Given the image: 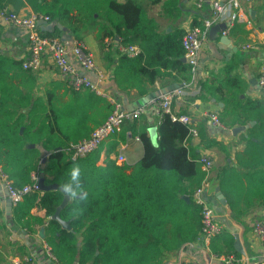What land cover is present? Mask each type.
Here are the masks:
<instances>
[{
	"label": "crops",
	"instance_id": "obj_1",
	"mask_svg": "<svg viewBox=\"0 0 264 264\" xmlns=\"http://www.w3.org/2000/svg\"><path fill=\"white\" fill-rule=\"evenodd\" d=\"M135 1L158 22L159 30L164 33L177 29H182L186 33L194 26H203L207 19H214L199 50L195 69L191 68L183 54L181 60L186 65V70L178 67L176 63L169 67H161L164 75L158 76L154 83H149L150 90L143 96L137 95V88L119 91L115 84L113 70L119 54L114 53V50L117 47L121 50L123 45L114 44L109 36L101 42L97 36L99 32L97 25H89L81 32L82 41L92 54L97 68L93 71H85L78 66L80 70L94 80L97 78V71L104 72L106 81L103 88L109 95V100L113 95L115 101L123 108L132 110L145 107L139 122L137 120L135 122V132L130 129L133 123L126 120L122 129L116 132L111 140L107 139L104 142L94 172L96 179L106 188V201L109 207L125 208L123 223L118 226L121 231L117 228V232L120 233L117 238L122 241V252L118 262L119 264L192 262L225 264L221 260V255L232 253L237 264H261L264 262V243L252 232L253 225L257 221H264V204L259 200L261 194L255 193L261 188L254 186V178L238 164L236 158V155L245 148L248 128L235 135L232 133V127L245 125L227 126L222 122V125H214L209 113H216L220 119L226 103L216 94L209 95V98H200V95L204 83L217 85L226 76L237 75L246 82L245 89L239 93L241 99H264V89L258 83L260 68L264 62V0H241L240 8L237 9L239 16L233 21L228 17L231 12L229 0H220L225 6V12L220 17H215L214 0H202L201 5H199L200 0ZM14 3L19 9L13 7V2H5L2 6L18 12L33 11L27 0H17ZM52 23L62 24L67 33L73 36L72 41L66 42L71 46L76 40L71 29L61 22ZM222 24L227 25L225 30H221ZM0 26V53L24 59L29 52L26 31L4 26L1 23ZM83 27L81 26V29ZM223 34L228 36L229 42L219 47L218 43ZM115 41L119 42L120 39L116 38ZM106 44L112 45L109 54L106 52L109 51ZM71 59L75 61L74 58ZM35 76L37 85L32 90L30 102L27 101L25 110L33 104L35 96H44L50 82L55 83L56 91L60 96L69 89L50 56L43 58L41 67L35 71ZM22 80L21 77L12 79L15 84H20L22 87L25 84L24 92H27L29 81ZM184 81L187 84L183 85ZM172 83H178L179 87L184 88L183 95L173 102V111L177 114L189 115L190 128L194 127L197 132L201 129L205 135L204 140H201L199 135L194 136L191 133L192 139L188 143L198 151L199 158L202 155L210 156L213 165L209 171L203 170L202 165L198 166L197 173L185 180L175 169H158L155 178L139 190L135 180L119 179L117 171L107 168L105 151L108 144L123 136L124 132L121 131L125 129L124 140L116 145V152L111 153V158H116L117 164L125 163L131 167L142 159L144 143L141 138L137 139V129L141 131L146 128L149 132L150 127H157L159 120L151 105L154 98L147 101L145 98L149 99L152 91ZM228 107L230 109L232 105ZM205 117H208L206 122ZM251 121H254V124L257 122L256 119ZM157 141L158 136L156 143ZM119 155H123L125 159L119 160ZM131 170L132 168L127 172ZM200 185L204 186L205 196L213 206L217 219L224 226L223 232L210 241H206L200 233V210L193 200L195 187ZM219 193L225 197L229 207L221 202ZM7 198V189L0 178V264H13L14 258L24 255L31 256L38 264H61L58 259L51 258L47 252L46 224L51 217L47 216L46 209L33 207L32 216L42 218L43 222L29 219L30 226H24L13 219L14 204L11 213H7ZM70 229H72V218ZM81 230L77 232L78 246L82 244ZM237 236L245 250L244 253L239 252L235 247ZM135 237L137 242L136 240L132 243L128 242ZM131 247H136L137 250H129ZM235 252L241 256L238 257ZM71 264H79L78 258L72 260Z\"/></svg>",
	"mask_w": 264,
	"mask_h": 264
},
{
	"label": "trees",
	"instance_id": "obj_2",
	"mask_svg": "<svg viewBox=\"0 0 264 264\" xmlns=\"http://www.w3.org/2000/svg\"><path fill=\"white\" fill-rule=\"evenodd\" d=\"M16 1L0 0V8L5 2H13V7L19 9L14 3ZM27 3L33 11L49 15L51 23L67 25L76 40L82 41L81 32L89 25H97V36L101 42L109 36L114 44H136L140 53L134 57L118 47L114 50L119 54L113 70L119 91L137 88V95L143 96L150 90L149 83L164 75L161 67L176 63L181 69L187 68L181 60L185 32L182 29L170 33L160 31L158 22L135 0H27ZM81 26L84 27L81 29ZM47 34L61 37L63 30L56 26L53 32ZM116 38L120 41H115ZM111 47L110 44L107 54L111 52ZM35 71L24 68L23 59L0 53L2 168L18 187L30 183L31 172L37 170L44 173L45 183H58L63 188L68 184L78 192L75 197L69 194L70 200L60 212L63 219L72 218V229L63 228L56 218H49L46 224L45 239L61 264H71L76 257L79 264H119L122 241L117 238L120 234L117 228L123 223L125 208L109 207L106 188L94 175L104 143L83 157H71L72 145L90 136L94 128L106 120L114 104L108 97L86 88L68 87V91L60 96L55 83L50 82L44 96H35L33 104L25 110L37 85ZM19 77L23 82L29 81L27 92H24L25 84L22 87L12 81ZM245 87L246 82L239 76L228 75L217 85L204 83L200 98L216 94L225 101L220 120L227 126L246 125L256 119L257 122L248 127L245 148L236 158L238 164L254 178V186L261 188L255 193L261 194L259 200L264 204V99H241L239 93ZM228 105L232 107L229 109ZM127 121L133 123L130 129L135 132L136 120ZM206 121L208 117H205ZM190 126L172 120L169 114H163L157 123V143L152 141L146 128L141 129L139 134L144 143V155L133 167L125 163L117 164L116 158H111V153L116 152V145L124 140L123 129V136L107 145L105 164L107 168L117 171L119 179L135 180L139 190L155 178L158 169H175L185 180L196 174L198 166H201L198 151L189 144L192 139ZM198 135L204 140L201 129H198ZM113 137L114 134L109 139ZM44 158L45 161H42ZM77 165L79 176L73 179L71 170ZM63 196L61 189L27 194L13 207V219L28 227L29 219L42 223V218L32 216V208H44L47 216L51 217ZM79 230L82 235L80 246L77 244ZM135 240L137 242L136 237L128 242ZM129 250L137 248L131 247Z\"/></svg>",
	"mask_w": 264,
	"mask_h": 264
},
{
	"label": "built area",
	"instance_id": "obj_3",
	"mask_svg": "<svg viewBox=\"0 0 264 264\" xmlns=\"http://www.w3.org/2000/svg\"><path fill=\"white\" fill-rule=\"evenodd\" d=\"M200 0L199 5H201ZM241 0H229L231 12L228 17L230 21L238 18L237 9L240 8ZM215 9V17L223 16L225 6L220 0L213 1ZM227 17V18H228ZM214 19V18H213ZM213 19H207L203 26H194L186 31L183 36V47L186 61L191 68L195 69L198 62V53L202 47ZM40 20L50 22V16L35 11L18 12L10 7L3 6L0 8V23L4 26H12L26 31L28 38V55L23 59V67L26 69L38 70L45 56H50L55 67H57L61 76L66 80L67 85L71 89H89L98 95L109 98L103 85L106 81V75L102 71H97V78L94 80L85 72H82L79 67L85 71L96 70V63L92 54L87 49L85 43L80 40H74L71 46L62 40L61 37L49 36L47 31L43 30L39 25ZM121 51L129 56H136L140 49L136 45L122 46ZM74 58L75 61H72ZM79 66V67H78ZM258 83L264 89V62L260 68ZM187 82H183V85ZM184 93V88L178 87L168 93H164L151 101L154 112L160 117L163 114H169L172 120H179L183 123L190 124L191 118L187 114H177L173 111L172 105L176 98L181 97ZM111 102L114 104L113 110L110 112L106 120L99 126L94 128L89 137L79 140L72 145L71 157L76 159L83 157L86 154L98 149L109 137L122 129L126 120H137L139 122L141 114L145 111V107L141 106L136 109L127 110L111 97ZM211 122L214 125H222L219 116L216 113H209ZM194 136L198 135L194 127L190 128ZM137 139H140V130L137 129ZM119 160L123 161L125 157L119 155ZM203 170L209 171L212 168L213 161L208 155H202L199 158ZM39 171L31 172L32 181L21 187L16 186L13 180L4 172L0 161V178L3 181L8 197L12 203L16 205L22 201L25 195L32 192H42L38 184ZM194 203L199 207L201 229L200 233L206 241H210L216 236H219L224 229L223 224L217 219L213 206L205 196L203 185L198 186L193 193ZM253 235L264 243V221H257L253 225ZM47 252L51 258L57 259L51 251V246L46 244ZM221 260L225 264H237L234 254L228 253L221 255ZM13 264H38L31 256L24 255L13 259ZM189 264H198L192 262ZM264 264V262H261Z\"/></svg>",
	"mask_w": 264,
	"mask_h": 264
},
{
	"label": "water",
	"instance_id": "obj_4",
	"mask_svg": "<svg viewBox=\"0 0 264 264\" xmlns=\"http://www.w3.org/2000/svg\"><path fill=\"white\" fill-rule=\"evenodd\" d=\"M39 25L41 26V28L43 30H45L47 32H53L55 30L56 26H58L60 29L65 30V32L61 36L62 40H64L65 42H69V41L73 40V36L71 34L67 33V30L60 23L59 24L48 23L46 20H40L39 21ZM226 26L227 25L224 24L221 30H225L227 28ZM219 41L220 42L218 43V46L219 47H223L224 43H228L229 42V38H228V36L226 34H223L220 37ZM178 87H179L178 83H172V84H170V85H168L166 87H162L161 89L152 91L151 95L149 96V99L145 98V101L151 100L152 98H156V97L160 96L161 94L170 92V91H172V90H174V89H176ZM251 124H254V121H251L249 124H246L245 126L232 127V129H231L232 133L236 135L239 131L248 128ZM149 133H150V137H151L152 141L154 143H156L157 136H158L157 127L156 126L150 127L149 128ZM42 161H45V158ZM38 184H39V186H40L42 191H49V190H56V189H61L62 190V192L64 194L63 200L60 203V205L57 207L56 212L51 216V218H56L57 220L60 221V223L62 224V227L70 229L71 228V219L64 220L61 217V214H60L62 208L69 202L70 195L64 190L63 187H60L58 183H51V184L45 183V177H44V173L43 172L39 173ZM217 190H219V189H217ZM218 197L220 198L222 203H224L226 206L229 207V205L226 202L225 197L221 193L218 194ZM6 205H7V213L10 214L11 210H12V207H13V203H12V201H11V199L9 197L7 198ZM235 247H236V249L239 252H241V253L245 252L244 248L242 247V245H241V243L239 241V237L238 236H237V239H236Z\"/></svg>",
	"mask_w": 264,
	"mask_h": 264
},
{
	"label": "clouds",
	"instance_id": "obj_5",
	"mask_svg": "<svg viewBox=\"0 0 264 264\" xmlns=\"http://www.w3.org/2000/svg\"><path fill=\"white\" fill-rule=\"evenodd\" d=\"M71 176L73 179L77 178L79 176V166H74L73 169L71 170ZM64 190L70 194L71 196L75 197L77 195V191L74 190L70 185L65 184L64 185Z\"/></svg>",
	"mask_w": 264,
	"mask_h": 264
}]
</instances>
